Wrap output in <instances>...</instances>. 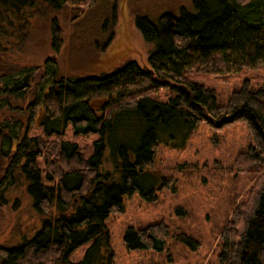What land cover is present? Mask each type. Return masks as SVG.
<instances>
[{
    "label": "trees",
    "instance_id": "16d2710c",
    "mask_svg": "<svg viewBox=\"0 0 264 264\" xmlns=\"http://www.w3.org/2000/svg\"><path fill=\"white\" fill-rule=\"evenodd\" d=\"M191 3V10L165 12L156 21L135 16L153 45L149 67L129 60L99 75L67 78L47 62L13 77L0 60L5 100L29 99L34 120L27 131L20 125L24 138L17 150H12L17 127L0 126V209L12 187L24 186L39 219L31 236L23 232L21 241L0 246V264H113L105 221L123 211L127 195L158 199L157 191L169 182L153 169L161 143L185 144L201 124L223 129L240 121L252 144L234 165L257 179L221 231L218 263L264 264V87L245 80L220 102L214 89L190 78L194 72L228 75L264 66V0ZM64 4L0 0V52L24 41L30 18L47 17ZM52 28L57 50L59 27ZM18 203L16 198L14 207ZM168 235V226L158 221L128 227L124 241L130 250L161 251ZM84 244L81 258L73 259Z\"/></svg>",
    "mask_w": 264,
    "mask_h": 264
},
{
    "label": "rangeland",
    "instance_id": "374dc122",
    "mask_svg": "<svg viewBox=\"0 0 264 264\" xmlns=\"http://www.w3.org/2000/svg\"><path fill=\"white\" fill-rule=\"evenodd\" d=\"M182 8L191 10V0H96L91 4L65 0L61 10L47 17L38 14L30 18L24 41L0 52V60L13 77L23 69L42 67L47 62L67 78L99 75L129 60L149 67L153 45L136 27L135 16L142 14L156 21L165 12L179 15ZM54 23L60 32L57 50L53 46ZM190 76L214 89L220 102H227L245 80L253 87H264V66L228 75L194 72ZM1 88L2 82L0 126L17 127V138H12V150H17L24 138L20 125L27 131L34 122L27 107L30 100L7 103ZM158 94L166 97L164 90H158ZM79 141L87 143L84 138ZM251 144L243 121L223 129L201 124L185 144L181 140L161 143L153 169L163 173L169 182L157 191L158 199L146 201L138 193L127 195L123 211L112 213L105 221L115 255L113 264H219L221 231L257 179L238 172L234 165L237 156ZM16 198L19 203L14 207ZM8 200L0 209V246L21 241L23 232L31 236L39 226L24 186L12 187ZM158 221H164L169 228L164 250L127 247L124 236L128 227ZM182 234L190 237L189 243ZM87 247L88 244L79 247L72 258H81Z\"/></svg>",
    "mask_w": 264,
    "mask_h": 264
}]
</instances>
